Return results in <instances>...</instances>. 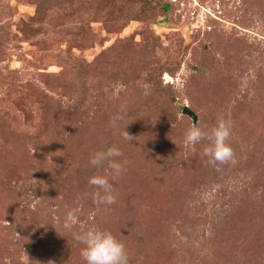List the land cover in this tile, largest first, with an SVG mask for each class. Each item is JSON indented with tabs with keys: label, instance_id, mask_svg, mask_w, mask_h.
Returning a JSON list of instances; mask_svg holds the SVG:
<instances>
[{
	"label": "rangeland",
	"instance_id": "rangeland-1",
	"mask_svg": "<svg viewBox=\"0 0 264 264\" xmlns=\"http://www.w3.org/2000/svg\"><path fill=\"white\" fill-rule=\"evenodd\" d=\"M184 106L235 163L184 143ZM113 146L115 179L88 162ZM71 209L128 264H264V0H0V264H84Z\"/></svg>",
	"mask_w": 264,
	"mask_h": 264
},
{
	"label": "clouds",
	"instance_id": "clouds-1",
	"mask_svg": "<svg viewBox=\"0 0 264 264\" xmlns=\"http://www.w3.org/2000/svg\"><path fill=\"white\" fill-rule=\"evenodd\" d=\"M142 87L144 94H149L150 85L145 83ZM230 134V125L224 120L218 121L210 131H206L198 123H193L184 133V143L195 145L204 139L209 140L210 143L204 148L203 155L208 158L209 163L226 167L235 163L230 148ZM122 135L125 139L131 138L126 131ZM121 155L119 148L113 146L90 154L88 162L93 167H99L106 161L108 168L111 169L110 175L115 179L123 170L122 163L115 159ZM88 183L94 186L91 196L95 204L111 205L115 202L113 184L110 183L108 174L93 175L89 177ZM77 211L78 209H71L65 214L62 227L69 230L73 239L83 245L80 248V256L84 264H128L124 244L110 231L96 225L84 227L82 223L78 229L74 228L78 224Z\"/></svg>",
	"mask_w": 264,
	"mask_h": 264
},
{
	"label": "water",
	"instance_id": "water-1",
	"mask_svg": "<svg viewBox=\"0 0 264 264\" xmlns=\"http://www.w3.org/2000/svg\"><path fill=\"white\" fill-rule=\"evenodd\" d=\"M183 114L188 116L190 119H192L193 123H196L198 120L196 113L192 111L188 106H184Z\"/></svg>",
	"mask_w": 264,
	"mask_h": 264
}]
</instances>
